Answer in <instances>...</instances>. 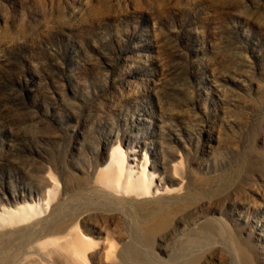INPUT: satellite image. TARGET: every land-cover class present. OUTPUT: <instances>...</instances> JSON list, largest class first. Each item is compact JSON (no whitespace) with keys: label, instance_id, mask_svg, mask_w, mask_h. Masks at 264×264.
Here are the masks:
<instances>
[{"label":"rangeland","instance_id":"1","mask_svg":"<svg viewBox=\"0 0 264 264\" xmlns=\"http://www.w3.org/2000/svg\"><path fill=\"white\" fill-rule=\"evenodd\" d=\"M112 151L150 179L146 209L185 202L137 264H246L234 241L264 264V0H0V218L36 212L0 234L57 207L98 242L84 264H117L133 204L88 188ZM33 245L23 264H63Z\"/></svg>","mask_w":264,"mask_h":264},{"label":"bare ground","instance_id":"2","mask_svg":"<svg viewBox=\"0 0 264 264\" xmlns=\"http://www.w3.org/2000/svg\"><path fill=\"white\" fill-rule=\"evenodd\" d=\"M151 184L150 179L144 173L135 175L133 167L126 163L117 151L111 152L108 164L98 170L91 185L88 183L90 196L101 198V202H95L97 206H106L115 210L122 204H133L134 210H130L128 215L134 223L132 238L116 255L114 262L117 264H127L128 261H132L134 264L139 263L140 258L134 249V242L141 241L145 244H151L150 241L154 236L171 225L173 216L183 211L184 201L175 206L162 204L152 207L150 205L146 209L149 203L137 199L150 194ZM166 191L170 192V190ZM33 206L32 204H24L10 209L6 215L0 218V228L6 225L17 226L31 220L36 215ZM136 209H145V212L138 215ZM101 211L106 212L105 209ZM77 216L78 214L73 213L65 217L57 211V207H54L50 218L45 219L43 227L36 232L28 235H24L22 229L3 232L0 234V264H23V261L27 259L25 258L26 250L23 253V249L32 244H34L30 248L32 251L45 252L51 261L59 257L63 264H84L86 254L96 249L98 242L78 231V222L75 221ZM206 227L212 229V232L219 237L227 233L224 226L214 225L213 228H210L206 225ZM20 235L22 242L18 243L16 240ZM197 240L196 237L189 238L191 243H196ZM111 248L112 245L107 257L110 255ZM231 250L235 259H242L246 264H250V256L240 243L234 241L231 244ZM32 262L34 261L31 260L29 263ZM180 264H194V257H187Z\"/></svg>","mask_w":264,"mask_h":264}]
</instances>
